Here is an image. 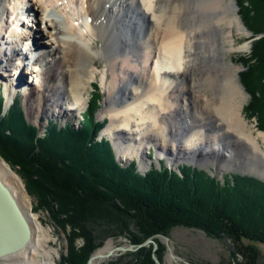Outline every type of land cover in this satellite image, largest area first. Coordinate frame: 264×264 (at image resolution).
Returning <instances> with one entry per match:
<instances>
[{"label": "bare ground", "instance_id": "1", "mask_svg": "<svg viewBox=\"0 0 264 264\" xmlns=\"http://www.w3.org/2000/svg\"><path fill=\"white\" fill-rule=\"evenodd\" d=\"M248 34L235 0H0V67L30 78L25 87L4 80L2 95L9 105L23 89L34 121L51 108L76 115L98 73L105 94L99 117L108 118L101 134L120 160L135 156L144 169L143 149L153 143L161 148L156 160L166 154L169 164L184 158L264 177V133L244 120L247 94L226 60L249 50L250 42L237 41ZM9 169L0 158V179L19 202ZM19 205L30 237L0 264H51V233Z\"/></svg>", "mask_w": 264, "mask_h": 264}, {"label": "trees", "instance_id": "2", "mask_svg": "<svg viewBox=\"0 0 264 264\" xmlns=\"http://www.w3.org/2000/svg\"><path fill=\"white\" fill-rule=\"evenodd\" d=\"M249 1L254 6L255 0L243 3ZM255 44L263 45L264 36ZM93 98L80 128L51 120L43 136L19 105L0 114V158L11 169L18 167L28 192L63 232V264L87 263L101 244L93 225L115 229L132 244L152 238L157 258L163 250L157 236H168L176 226L229 239L234 250L243 249L242 239L264 244V181L232 174L221 184L187 165L181 175L154 168L142 175L133 163L122 167L107 140L95 141L102 124L94 119L98 101ZM125 255L129 260L122 264H155L152 244Z\"/></svg>", "mask_w": 264, "mask_h": 264}, {"label": "rangeland", "instance_id": "3", "mask_svg": "<svg viewBox=\"0 0 264 264\" xmlns=\"http://www.w3.org/2000/svg\"><path fill=\"white\" fill-rule=\"evenodd\" d=\"M235 3L238 8L241 22L249 31V34L247 36L240 37V39L237 41L250 42V48L246 52L231 53L227 55L226 60L227 62L231 61L232 63H230L237 68L239 74L238 82L239 84H241L242 88L247 94V97L243 102L244 108L242 109V115L244 117V120L246 121L248 127L252 128L253 130H258L264 133V44L259 46L255 44L257 40L261 39L264 36V33L254 34L252 30H264V4L258 5L257 3H260V0H255L254 6L256 5V12H253L252 7L254 8V6L250 5V1L248 3H243V0H235ZM234 37L238 38L239 34L236 35V32H234ZM42 42L43 40H41V43ZM14 60L16 62V57ZM103 63V59L101 58H99L96 62V66L99 69V72H102L103 70ZM8 66L0 67L1 71L3 67H8L12 69L10 73H2V75H8L6 76V78H0L1 116H4V113L7 112L10 107H15L16 105H19L21 110L24 111V116L26 115L25 119H27L30 123L28 121L27 122L38 127L39 132L41 133H38L40 136L44 135L42 132L45 128L48 127V123L51 120L55 121L60 126H63L65 124H71L74 126V128L78 129L80 128L82 119L85 116V111L88 109V101L93 94V96L95 95V98H93L94 101L96 99L98 101V108L94 109V119L98 124H102L101 128L99 129L100 131L98 132L97 137L95 138V141H99L100 139H108L112 144L111 139H109L106 135L104 137V135L101 134L103 128L108 123V118L107 116L103 118L99 117L100 110L104 108L105 100V94L100 83V74L97 73L96 77L90 82L89 86L87 87V91L84 94L87 106L83 110H81L79 114H73L71 116L66 117L65 115L63 116V114L59 112L56 113L53 108H51V114L44 112L39 115H36V118H38V120L34 121L31 120L28 115L26 101L24 98L25 94L24 91H22L23 89H18L16 96L14 95L15 99L13 98L12 102H10L9 105H6V98L4 97L5 94L3 93L4 96L2 95L3 90L6 93L4 87L5 81L7 82L12 80L17 84V86L21 85L25 87V85L22 84L26 80L28 81L30 79L28 78V73L19 74L17 71L18 69L16 67V70L14 71V69L10 65ZM8 68H5V70ZM33 79L34 77L32 78V80ZM85 118H87V116H85ZM111 148L112 151H114V157H116L117 154L114 150L113 144L111 145ZM160 149V147H155L153 143H151L150 146L146 147V149H143V159L146 161L143 164L144 169L140 168L139 161L135 156H133V158L130 160H120L118 157H116L115 161L122 167H126L133 163L136 172L142 175H144L153 168L157 170H169L181 175V172L185 171L184 166L187 165L195 167V171L202 170L204 173L209 174L221 184L224 183L225 177L230 176L232 174L251 176L253 178H257L261 181H264V177H261L259 175L252 173H243L241 171L225 169L222 167H220V169L216 164L210 162L199 164L193 160L182 158L175 159V164H169L167 161L168 155L166 154L160 157L159 160H156V153H158ZM180 149L184 150L183 147H181ZM6 165L10 168L7 163ZM14 168H10L9 171L11 172V174H13L12 177L15 182L14 185L19 188V196L17 197L19 199L20 204L23 207H26L30 214L37 217V220L41 223V225L51 233L52 240L49 241L48 245V248L52 251L51 264H63V262H61V258L63 256H66L67 254L66 241L63 236V232L57 228L56 223L53 221V218L50 216L46 207H41L37 203V196L35 194L31 195L28 192L25 180L19 175L17 171L18 167L16 166V168ZM38 185L40 188L41 185ZM44 198L46 199L45 203H48L46 196H44ZM100 227L102 228H99L97 225H93V229L95 231L94 233L95 235H98V241L101 242L99 247L93 252L94 254H96L97 251L105 247H108L110 248L109 250H111L115 247L128 246L129 244H132L121 233H118V231H114L115 229L111 230L110 228L109 230L105 229L106 226ZM157 238L163 244L162 253L161 255H159L160 258H157L160 264H264V244L259 242H251L246 239H242L240 245H243V249L234 250V248H232V243L229 239H218L206 234L202 230L182 226L173 227L169 231L168 236L165 237L164 235H158ZM80 242L81 241H79V243ZM157 249L155 251H157ZM132 252H124L119 255H113L109 258H104L98 264H110L112 262L117 264L126 263L129 260V257H127L125 254ZM153 253L155 254V252L152 251V254ZM155 256L157 257L156 254Z\"/></svg>", "mask_w": 264, "mask_h": 264}, {"label": "water", "instance_id": "4", "mask_svg": "<svg viewBox=\"0 0 264 264\" xmlns=\"http://www.w3.org/2000/svg\"><path fill=\"white\" fill-rule=\"evenodd\" d=\"M30 233L29 222L19 202L8 186L0 179V258L13 254L24 247L29 240ZM149 244H152V251L155 252L157 244L152 238H149L137 245L129 244L128 246L115 247L107 252L105 258L124 252L136 251ZM94 258L95 254L93 253L87 264H91ZM152 259L155 264H160L154 253Z\"/></svg>", "mask_w": 264, "mask_h": 264}]
</instances>
